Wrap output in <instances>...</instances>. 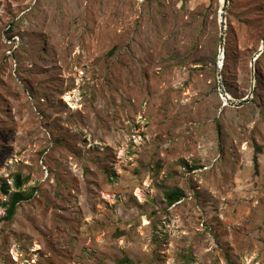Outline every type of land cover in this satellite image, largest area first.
<instances>
[{"label": "rangeland", "instance_id": "374dc122", "mask_svg": "<svg viewBox=\"0 0 264 264\" xmlns=\"http://www.w3.org/2000/svg\"><path fill=\"white\" fill-rule=\"evenodd\" d=\"M223 2L0 0V201L33 193L0 264H264V53L249 104L220 90L251 92L264 0L222 59Z\"/></svg>", "mask_w": 264, "mask_h": 264}, {"label": "trees", "instance_id": "16d2710c", "mask_svg": "<svg viewBox=\"0 0 264 264\" xmlns=\"http://www.w3.org/2000/svg\"><path fill=\"white\" fill-rule=\"evenodd\" d=\"M262 147L257 146L256 147V152H255V157H254V166L255 170L258 171V157L261 154ZM28 179L23 178L20 174L15 176V185L17 189L19 190L18 192L12 193L10 195V200L7 203H2L0 201V209L5 208L6 209V214L3 217H0V224L6 221H12L17 212L19 207L23 202H27L31 200L33 197V193H26L24 191H20L22 187L27 183ZM2 191L4 194L8 195L10 188L8 185H4L2 187ZM164 198L169 207H172L178 203H180L184 198H185V192L180 189V188H165L164 189ZM126 263H129V261H125Z\"/></svg>", "mask_w": 264, "mask_h": 264}, {"label": "water", "instance_id": "95a60500", "mask_svg": "<svg viewBox=\"0 0 264 264\" xmlns=\"http://www.w3.org/2000/svg\"><path fill=\"white\" fill-rule=\"evenodd\" d=\"M144 1V0H143ZM228 4H229V0H224V2L222 3V12H221V38H220V55L222 56L221 58L223 59L224 56V46H225V24H226V19H225V15L226 12L228 10ZM264 53V40L262 42V47L261 49L258 51V53L254 56L253 60H252V74H253V79H252V88H251V92L249 94L248 97L244 98L243 100L239 101V102H235L234 100L230 99L229 101L231 102V105H234L236 108H242L245 105L249 104V102L251 101V98L253 96L254 90H255V63L258 60V58ZM220 90L222 91V93L224 94V98L227 99L228 96L225 94V90L222 86H220Z\"/></svg>", "mask_w": 264, "mask_h": 264}, {"label": "bare ground", "instance_id": "6f19581e", "mask_svg": "<svg viewBox=\"0 0 264 264\" xmlns=\"http://www.w3.org/2000/svg\"><path fill=\"white\" fill-rule=\"evenodd\" d=\"M222 1H223V0H221V2H222ZM223 58H224V56H223ZM220 62H221V61H220ZM227 99H229V100H230L231 98H227ZM227 99H225V100H226V101H228Z\"/></svg>", "mask_w": 264, "mask_h": 264}]
</instances>
